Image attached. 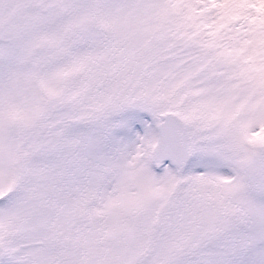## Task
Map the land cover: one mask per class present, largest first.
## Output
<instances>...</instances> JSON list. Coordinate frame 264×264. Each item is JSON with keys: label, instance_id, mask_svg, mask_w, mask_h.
<instances>
[{"label": "snow or ice", "instance_id": "6c2138e0", "mask_svg": "<svg viewBox=\"0 0 264 264\" xmlns=\"http://www.w3.org/2000/svg\"><path fill=\"white\" fill-rule=\"evenodd\" d=\"M0 264H264V0H0Z\"/></svg>", "mask_w": 264, "mask_h": 264}]
</instances>
